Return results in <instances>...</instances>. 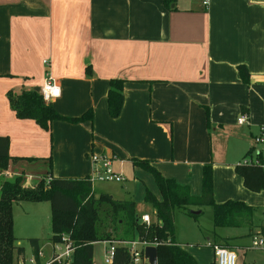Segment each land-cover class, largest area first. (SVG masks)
<instances>
[{"label": "crops", "instance_id": "0c3cea01", "mask_svg": "<svg viewBox=\"0 0 264 264\" xmlns=\"http://www.w3.org/2000/svg\"><path fill=\"white\" fill-rule=\"evenodd\" d=\"M49 77L60 87L54 110L66 118L91 111L92 120H57L46 131L19 119L8 93L40 92ZM112 81L124 82L117 117L108 107ZM242 115L248 122L239 125ZM227 126L239 132L216 158L213 132ZM262 128L264 0H0V136L9 139L10 157L21 159L0 171L1 181L91 177L92 155L104 154L116 156L112 167L124 178H145L158 199L153 177L133 159L197 196L203 167L212 163L216 203L237 200L264 211V190H248L236 173L240 162L229 157L235 142Z\"/></svg>", "mask_w": 264, "mask_h": 264}, {"label": "trees", "instance_id": "16d2710c", "mask_svg": "<svg viewBox=\"0 0 264 264\" xmlns=\"http://www.w3.org/2000/svg\"><path fill=\"white\" fill-rule=\"evenodd\" d=\"M173 0H164L169 6ZM244 84H250V75L245 66L238 67ZM122 81H112L108 93V107L112 117H117L123 104ZM8 100L16 116L22 120H33L42 129L49 131L54 121L80 123L92 120L89 111L77 118L59 115L50 103H46L39 91H10ZM209 126V109H206ZM252 149L246 155H251ZM12 158L9 154V139L0 136V171L8 169ZM51 166L50 159L47 160ZM243 162V161H242ZM236 165V173L243 178L244 186L255 193L264 190V170L258 166ZM134 166L148 172L161 194L158 199L146 189L144 200L154 208L156 221L151 225L141 222L135 213L133 200H116L109 195L96 196L90 177L66 179L46 177L35 187H25L21 177L0 181V264H19L23 258V248L14 235L13 207L20 202L45 203L52 208L50 242L52 245L70 241L73 255L70 263L94 264L95 245L102 242H128L136 238L154 243L157 248L158 264H199L195 258L182 249L175 239V218L177 213L191 217L194 209L212 208L214 227L230 229H254L255 208L243 201L227 200L216 203L213 194V165L203 167L200 195H193L191 188L181 185L174 179L165 178L150 162L133 159ZM49 174V173H48ZM201 214V213H200ZM256 235H264V226H259ZM255 236V235H254ZM38 264L40 242L29 240ZM215 259V255H214ZM53 264H59L57 262ZM112 264H132L129 250L123 245L116 247ZM211 264H216L215 260Z\"/></svg>", "mask_w": 264, "mask_h": 264}, {"label": "rangeland", "instance_id": "374dc122", "mask_svg": "<svg viewBox=\"0 0 264 264\" xmlns=\"http://www.w3.org/2000/svg\"><path fill=\"white\" fill-rule=\"evenodd\" d=\"M238 132L239 128L237 126H227L224 130L217 129L216 132H213L211 148L216 158L226 155L229 146V136H236ZM260 135V131L256 132V130H253L251 133L248 132L243 145L235 142L229 153L231 160L239 163L246 158L248 160H251V158L256 159L259 153H262L264 156V142L261 144H256L255 142V138ZM250 148H252V154L250 156L245 155ZM124 179L123 183L96 182V196L109 195L113 196L116 200L119 198L133 200L136 204L135 213L138 217L148 215L151 220L156 219L153 206L144 200L146 189L153 190L149 183L146 182L145 178L137 175H133V177L128 175ZM38 182L29 183L25 187H35ZM198 211H201V214L197 217H191L184 213L176 214L175 239L186 252L189 254L197 252L203 262L211 264L215 259L210 245L216 242L222 243L225 248L230 247L236 256V264H264V251L255 250L252 245L253 235L258 233L259 226H264V211L262 209L255 208L253 219L255 227L252 233L247 229H215L212 208L206 207ZM51 218L52 208L48 202L40 204L20 202L14 204V235L18 239L19 245L23 248V257L26 260L25 264H29L27 260L34 257L32 246L29 242L30 239H38L40 242L42 256L39 260L41 264H44L53 254V245L50 242L52 236ZM106 246L104 244L95 245L96 255L94 264H105L104 247Z\"/></svg>", "mask_w": 264, "mask_h": 264}, {"label": "built area", "instance_id": "2783aa9c", "mask_svg": "<svg viewBox=\"0 0 264 264\" xmlns=\"http://www.w3.org/2000/svg\"><path fill=\"white\" fill-rule=\"evenodd\" d=\"M207 5V2L205 3ZM48 63H46L47 65ZM43 100L46 103H50L51 100L58 98L60 96V87L56 80L49 77L44 83L43 87L40 90ZM248 122V116L242 115L237 123L239 125H244ZM264 128L261 129V136L255 138L256 144H261L263 140ZM116 156H107V155H92L91 161L93 165V173L90 177L92 183H105V182H114V183H123L124 177L116 173L112 167V163L116 160ZM242 165H252L261 167L264 170V158L261 157L260 153L257 155L256 159L248 160L245 159L242 162ZM141 222L146 225H151V219L149 216L145 215L141 217ZM108 248L105 252V264H112L116 247L123 245L128 248L129 255L132 260V264H149L148 259L145 258L144 250L146 247L156 245L154 243H148L140 239H135L128 242H106ZM253 248L255 250L264 251V235H256L253 237ZM214 255L216 264H236L235 254L222 246L213 245L211 246ZM73 247L71 246L68 239L63 238V243L53 245V255L52 257L44 264H53L55 262L61 264L62 262L70 263L73 255ZM39 258L42 256V251L38 254ZM29 264H38L36 257H33L27 260ZM25 258H21L19 264H25Z\"/></svg>", "mask_w": 264, "mask_h": 264}, {"label": "water", "instance_id": "95a60500", "mask_svg": "<svg viewBox=\"0 0 264 264\" xmlns=\"http://www.w3.org/2000/svg\"><path fill=\"white\" fill-rule=\"evenodd\" d=\"M39 91V90H38ZM201 211H191L193 215H200ZM145 258L148 259L149 264H158L157 248L154 246L146 247L144 250Z\"/></svg>", "mask_w": 264, "mask_h": 264}]
</instances>
